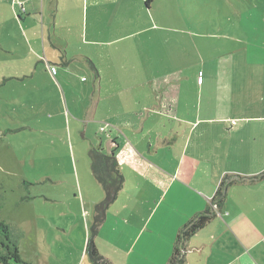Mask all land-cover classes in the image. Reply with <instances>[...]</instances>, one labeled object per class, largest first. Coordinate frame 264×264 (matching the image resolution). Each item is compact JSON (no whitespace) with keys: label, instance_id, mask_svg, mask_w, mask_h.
<instances>
[{"label":"rangeland","instance_id":"374dc122","mask_svg":"<svg viewBox=\"0 0 264 264\" xmlns=\"http://www.w3.org/2000/svg\"><path fill=\"white\" fill-rule=\"evenodd\" d=\"M51 1H34L44 5L38 17L33 14L39 44L32 23L21 22V15L28 17L20 4L0 0V220L20 239L22 264H94L87 246L99 204L76 201L69 193L78 180H95L89 156L94 125L85 117L81 85L93 82L97 72L74 56H107L112 82L108 77L105 83L116 89L168 91L176 86L172 98L166 93L148 99L173 103L174 114L182 112L180 104L202 106L210 113L225 103L231 116L264 117V0H151L149 5L147 0H110L115 11L111 26L98 23V28L89 21L85 27L83 9L91 0H76L80 7L60 0L54 27ZM49 27L57 44L72 38L65 50L70 63L74 61L73 74L63 76L60 63L53 67L46 61ZM94 33L108 44L91 42ZM79 36L84 42L75 41ZM126 71L128 80L123 78ZM65 78L71 92L63 85ZM220 84L230 90L220 93ZM98 115L105 116L102 111ZM254 127L264 131L261 121ZM87 221L92 222L89 228ZM202 238L210 245L217 242L213 230ZM219 239L234 249L232 238ZM99 242L105 252L104 233ZM260 253L264 255L263 249ZM200 261L207 263L196 254L190 258L191 264Z\"/></svg>","mask_w":264,"mask_h":264},{"label":"crops","instance_id":"0c3cea01","mask_svg":"<svg viewBox=\"0 0 264 264\" xmlns=\"http://www.w3.org/2000/svg\"><path fill=\"white\" fill-rule=\"evenodd\" d=\"M18 1L23 4L21 7L28 17L24 19L17 13L21 22L32 23L33 36L41 44L39 22L33 19V14L38 17L44 5L41 7L34 2L36 0ZM72 4L80 7L76 0H72ZM60 5V0L50 2L54 27L59 23ZM83 10L85 27L88 21L93 22V28H98V23L111 26V13L115 11L110 0H91V5ZM48 30L50 52L46 61L53 67L57 66L56 62L60 63L63 76L73 74L74 61L70 63L69 52L65 50L72 38L60 39V45L51 39L50 27ZM93 38L91 42L95 44H108L101 35L94 33ZM81 40L79 36L75 41L84 42ZM74 57L83 67L92 62L97 68L95 80L81 85L85 92L82 91L85 117L89 119V125H94L91 150L101 148L108 155L115 153L124 177L123 190L108 210L98 238H95L98 250L101 255L106 252L108 256H103L110 264H169L179 233L193 218L212 206L227 177L232 180L253 178L264 173V131L259 133L256 127L252 128L253 123H264V117L231 116L225 103L217 104L215 111L210 113L202 106L180 104L177 109L182 112L174 114L173 103L148 99H160V94L166 96V93L172 98L170 93L176 91V86H169L168 91L144 86L116 89L105 83L108 77L112 82L111 71L105 64L107 56L99 52L96 59L87 54ZM132 73L139 75L137 71ZM128 74L126 71L123 78L128 80ZM68 79L65 78L63 85L71 92ZM54 85L61 98L58 86ZM226 88L225 84H220L219 92L224 94L225 90H230ZM65 92L62 89V95ZM73 103L77 104L75 100ZM193 109L196 116L192 114ZM100 111L105 116H99ZM105 123L107 126L104 127ZM85 171L86 168L83 171L85 178H89ZM94 181H97L96 177L95 180H78L70 197L76 201L88 199L92 205L100 204L106 197L105 191L98 181V184ZM216 214L214 220L188 242L185 264H191L190 258L194 254L200 260L206 259V264H264V255L260 253V250L264 251V179L232 185L224 209H216ZM91 223L87 221L88 228ZM216 223L222 228L217 229ZM212 230L217 242L210 245L202 235ZM103 233L105 252L99 242ZM219 237L232 238L234 249L220 244ZM198 264H202L201 261Z\"/></svg>","mask_w":264,"mask_h":264},{"label":"trees","instance_id":"16d2710c","mask_svg":"<svg viewBox=\"0 0 264 264\" xmlns=\"http://www.w3.org/2000/svg\"><path fill=\"white\" fill-rule=\"evenodd\" d=\"M151 0H147L149 5ZM90 66L97 72L94 63ZM105 132V128L102 129ZM91 168L97 181L105 191V199L96 206L95 223L92 229L93 235L88 240V252L91 255L94 264H110L100 254L96 245V235L104 224L106 214L110 207L116 202L119 194L124 187V177L119 170V162L115 153L106 154L101 148H94L89 153ZM264 173L253 178H242L232 180L227 177L219 188L212 206L204 213L197 215L188 224H186L177 239V245L169 264H185L187 254V244L192 237L200 230L204 229L217 216L216 209L223 210L226 205L229 188L239 182H254L263 180ZM20 251V239L14 234L11 228L0 220V264H22Z\"/></svg>","mask_w":264,"mask_h":264},{"label":"built area","instance_id":"2783aa9c","mask_svg":"<svg viewBox=\"0 0 264 264\" xmlns=\"http://www.w3.org/2000/svg\"><path fill=\"white\" fill-rule=\"evenodd\" d=\"M17 1H18V0H17ZM17 1H16V2H17ZM17 3H19V1H18ZM19 4H20V6H22V7H23V4H22V3H19ZM23 11H24V9H23Z\"/></svg>","mask_w":264,"mask_h":264}]
</instances>
